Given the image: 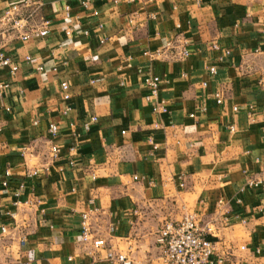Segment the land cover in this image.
<instances>
[{
  "label": "crops",
  "instance_id": "crops-1",
  "mask_svg": "<svg viewBox=\"0 0 264 264\" xmlns=\"http://www.w3.org/2000/svg\"><path fill=\"white\" fill-rule=\"evenodd\" d=\"M38 1L27 25L48 20L46 36L0 24L19 65L0 69V264H109L110 249L164 264L158 232L185 213L212 229L220 264H264V0H0V21Z\"/></svg>",
  "mask_w": 264,
  "mask_h": 264
},
{
  "label": "built area",
  "instance_id": "built-area-1",
  "mask_svg": "<svg viewBox=\"0 0 264 264\" xmlns=\"http://www.w3.org/2000/svg\"><path fill=\"white\" fill-rule=\"evenodd\" d=\"M41 3H26L19 4L13 3L10 8L5 12L3 19L0 24L7 31L17 32L21 39L24 41L46 36L49 32L50 22L48 20L44 21L41 28L28 29L27 22L40 8ZM35 6L36 8L30 12L26 17L21 16V10L23 8ZM69 6L66 7L68 11ZM180 28V25H178ZM69 33V32H68ZM180 35V34H179ZM172 43L169 41L167 46ZM186 40H180L181 55L188 56L189 51L186 46ZM213 48L217 49L218 45H212ZM26 61H30L31 58L26 56ZM7 68L11 75H14L19 70V65L13 61V59L7 55L3 50L0 49V69ZM42 70V67L38 68ZM210 75L217 74V68L212 66L209 70ZM161 78L157 75H151L146 77L145 85L149 89L148 100L151 102L152 111L155 114H162L168 111L165 102L159 98ZM204 86L207 82L203 83ZM9 87V83H0V95L2 91ZM61 88L63 91V98L65 100L70 99L69 84L66 81L61 83ZM216 101L218 104L223 102V95L220 91L215 93ZM7 110H10L7 108ZM193 116V115H192ZM98 121V116L93 115L90 119L85 122L84 128L89 130L93 123ZM157 126V125H156ZM58 126L55 123L49 125L50 134L55 137L58 134ZM52 153L57 156L60 149L57 145H52ZM72 149H75L73 147ZM9 175V172L7 173ZM137 178V177H136ZM6 183V182H4ZM250 185H258V181L251 180ZM8 229L2 227V233H6ZM81 237L84 241H89L92 237V226H91V216L89 212H84L81 219L80 225ZM212 235V229L207 224H201L197 215L194 213H185L180 220H168L166 221L158 232V243L162 247V259L164 264H220L221 260L215 258V246L213 241L210 239ZM27 238L23 236L20 239V244L24 245ZM96 248L103 247L105 244L104 240H95L93 242ZM244 248V247H243ZM107 260L109 264H133L131 259L122 252H116L113 249L108 250ZM20 264H33L31 260H24Z\"/></svg>",
  "mask_w": 264,
  "mask_h": 264
}]
</instances>
